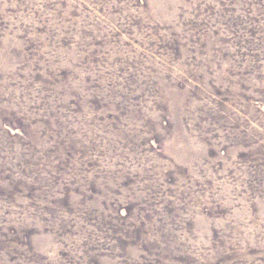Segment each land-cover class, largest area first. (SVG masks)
Returning a JSON list of instances; mask_svg holds the SVG:
<instances>
[{"label":"rangeland","instance_id":"rangeland-1","mask_svg":"<svg viewBox=\"0 0 264 264\" xmlns=\"http://www.w3.org/2000/svg\"><path fill=\"white\" fill-rule=\"evenodd\" d=\"M0 264H264V0H0Z\"/></svg>","mask_w":264,"mask_h":264}]
</instances>
